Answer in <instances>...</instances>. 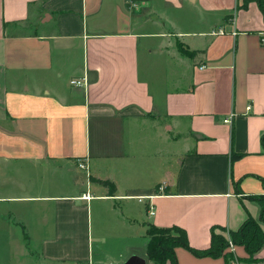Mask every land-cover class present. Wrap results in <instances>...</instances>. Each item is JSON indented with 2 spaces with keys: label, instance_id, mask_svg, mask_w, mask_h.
<instances>
[{
  "label": "crops",
  "instance_id": "0c3cea01",
  "mask_svg": "<svg viewBox=\"0 0 264 264\" xmlns=\"http://www.w3.org/2000/svg\"><path fill=\"white\" fill-rule=\"evenodd\" d=\"M242 3L0 0V264H154L148 225L201 251L259 219L264 18Z\"/></svg>",
  "mask_w": 264,
  "mask_h": 264
},
{
  "label": "trees",
  "instance_id": "16d2710c",
  "mask_svg": "<svg viewBox=\"0 0 264 264\" xmlns=\"http://www.w3.org/2000/svg\"><path fill=\"white\" fill-rule=\"evenodd\" d=\"M256 2L259 10L264 18V2L263 0H243L242 7L249 2ZM178 50L183 55H187L184 49L178 46ZM264 147V136L261 139ZM108 184L107 182H105ZM260 205V217L258 220L247 219L237 231L228 232L232 244L244 247L248 256L252 257L264 246V233L260 229V224H264V197L256 199ZM220 231H224L220 229ZM148 238L146 245V258L154 264H177L175 249L184 248L194 256L201 257H221L224 255V249L228 243L226 238L221 234L211 233L210 246L206 250H196L189 246L186 233L183 229L173 226L171 228H157L148 225L146 229Z\"/></svg>",
  "mask_w": 264,
  "mask_h": 264
},
{
  "label": "rangeland",
  "instance_id": "374dc122",
  "mask_svg": "<svg viewBox=\"0 0 264 264\" xmlns=\"http://www.w3.org/2000/svg\"><path fill=\"white\" fill-rule=\"evenodd\" d=\"M130 202L133 203V204H137L136 201H130ZM92 224L95 227V224H96L95 218H94V220H92ZM226 241L228 243L227 246H230V244H232L231 239H230V237H229V235L227 233H226ZM144 242H145L144 234L143 233L139 234L136 239L131 241V247L133 248V251L140 252L143 249V243ZM93 246H94V252L95 253H97V250L101 249V247L97 243H95V241H94ZM103 248H104L105 251H107V250L109 251L110 250L113 253L115 251H120V250L122 251V249H123L122 247H119L116 244H113L112 241H108L106 243V245H104ZM126 249H128V248H126ZM226 259L228 261V264H231L232 262L237 263V264H241V263H245V262H248V263L251 262L252 257L247 255L246 259H239L234 254L231 253V256L226 258Z\"/></svg>",
  "mask_w": 264,
  "mask_h": 264
},
{
  "label": "built area",
  "instance_id": "2783aa9c",
  "mask_svg": "<svg viewBox=\"0 0 264 264\" xmlns=\"http://www.w3.org/2000/svg\"><path fill=\"white\" fill-rule=\"evenodd\" d=\"M213 31H214V32H212L213 35L214 34H222L223 33L221 28H219L218 30H213ZM69 84H70V86H73V87H79V86H82L84 84V79H81V80H74L73 79V80H71L69 82ZM246 109H247V111H249L250 107L248 106ZM224 122L225 123H230V118L227 119V120H224ZM80 168L84 169L85 167L83 165H81ZM83 198H84V200H89L90 197L86 195V197L84 196ZM139 200H141V199H139ZM152 209H153L152 205L149 204L148 213H149L150 216L153 215V210ZM230 246H231V244H230ZM231 264H237V263L232 262Z\"/></svg>",
  "mask_w": 264,
  "mask_h": 264
},
{
  "label": "water",
  "instance_id": "95a60500",
  "mask_svg": "<svg viewBox=\"0 0 264 264\" xmlns=\"http://www.w3.org/2000/svg\"><path fill=\"white\" fill-rule=\"evenodd\" d=\"M121 264H146V260L142 257L133 255Z\"/></svg>",
  "mask_w": 264,
  "mask_h": 264
}]
</instances>
